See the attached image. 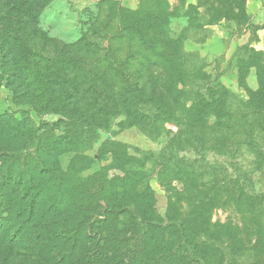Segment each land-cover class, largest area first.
I'll return each instance as SVG.
<instances>
[{
    "label": "trees",
    "instance_id": "16d2710c",
    "mask_svg": "<svg viewBox=\"0 0 264 264\" xmlns=\"http://www.w3.org/2000/svg\"><path fill=\"white\" fill-rule=\"evenodd\" d=\"M52 1L15 0V17L0 11V24L11 20L0 30V88L4 67L14 58L17 103L39 115L55 113L73 128L47 138L29 132L24 121L0 116L9 127L0 147V264H11L17 250L29 256L22 264H264V195L227 168L179 157L195 145L229 154L233 141L251 136L246 133L252 129L245 116L224 108L226 94L212 95L205 110L188 106L192 69L182 39L171 37L169 26L171 19L187 16L170 14L166 0L160 10L145 13L146 19L148 0H139L135 11L105 0L101 25L100 11L77 41L58 44L37 24ZM164 79L172 104L155 96ZM22 94L34 98L20 100ZM113 127L137 128L155 142L168 134V141L159 152L139 157L127 156L125 146L114 141L102 144L118 174L105 181L100 198L69 197L62 190L66 177L77 164H94L91 147L101 131ZM149 172L170 188L174 181L183 183L185 212L174 204L164 218L156 213L154 195L142 183ZM204 176L209 181L201 183ZM229 206L242 228L226 225L221 234L208 221L193 227L202 210Z\"/></svg>",
    "mask_w": 264,
    "mask_h": 264
},
{
    "label": "rangeland",
    "instance_id": "374dc122",
    "mask_svg": "<svg viewBox=\"0 0 264 264\" xmlns=\"http://www.w3.org/2000/svg\"><path fill=\"white\" fill-rule=\"evenodd\" d=\"M104 1L53 0L39 13L38 28L58 44L73 43L81 37L82 32L87 31L94 24L100 11L101 15L98 17L97 24L101 25L105 20L107 8ZM166 1L169 3L168 0ZM174 1L175 7L170 6V14L187 16V18L171 19L169 26L171 37L182 39L181 51L186 54L188 65L192 69L186 90L188 106H202L205 110L208 106L207 103L212 100V95L214 97L216 94H226L224 108L227 111H237L252 124V129L246 133L251 136L241 135L239 141L234 140L229 154L221 149L210 150L208 148L206 150L205 148L200 150L195 145L193 149H184L179 152V157L196 161V165L203 162L207 165H218L222 168L221 170L227 168L230 174L240 177L242 181L247 179L250 182L249 187L251 186L256 194L264 195V52L253 45V42L260 41L257 33L259 31L264 33V24L255 25L251 16L247 14L248 0ZM137 2L135 10L139 8V0ZM117 3L127 9L123 6V0H118ZM147 4L143 11L145 19L149 18L145 13L151 11L153 7L160 10L163 3L162 0H148ZM188 4L191 5V8H187ZM14 7L15 0H0L1 12L12 11ZM14 11L11 12L13 17L17 16ZM12 20L15 22V18ZM10 22L11 20H3L0 30H4L1 28L9 25ZM26 27L27 30H30L31 25ZM247 33L250 36L246 43L245 35ZM243 48H247V50H242ZM1 71L2 68H0V73ZM4 71L7 73V77L3 78L0 88V116L9 114L24 121L29 132H34L37 136L44 135L47 138L53 135L61 136L73 129L71 126L58 122L59 116L55 113L39 115L33 111L30 105L17 103L14 58L6 63ZM164 80L158 82L155 96L163 104H172L170 93L162 87L166 84V79ZM27 98L34 97L22 94L19 99ZM241 125L245 126L242 122L239 126ZM7 129H9L7 123L1 122L0 147L4 144V140L7 141L6 136L9 135ZM76 129L80 131L81 128L80 126L79 128L74 127V130ZM167 130L175 132L176 128L169 126ZM237 132L242 133L241 130H237ZM110 141L125 146L124 151L127 156L139 157V152H159L168 141V134L163 135L158 142H155L137 128L120 131L113 127L109 131H101L96 143L91 147L92 150L88 153L94 164L88 169L79 164L74 166L75 172L66 177L63 182L64 193L66 192L69 197H75L76 193L83 198L88 195L95 198L102 196L101 190L105 181L118 174L113 169V157L110 152H107L109 148L101 152L102 144ZM62 164L66 165L63 161ZM99 168H105V170L99 171ZM147 176L142 183L153 193L155 210L160 217L164 218L169 207L174 204L183 212L186 211L187 208L182 205V199L179 197L184 188L181 181H174L170 188L162 183L155 173L149 172ZM204 181H209L206 176L204 179H200L201 183ZM53 191L54 189H51V193ZM9 195L15 196V192H10ZM11 204L15 206L14 198ZM73 204L74 201L71 205ZM204 221H208L210 228H216L221 234H223L221 230L226 225L242 228L243 224L239 214L232 206L202 210L198 218L192 219V225L194 228H199ZM25 259H29L27 253L17 250L16 253H13L10 263L22 264Z\"/></svg>",
    "mask_w": 264,
    "mask_h": 264
},
{
    "label": "crops",
    "instance_id": "0c3cea01",
    "mask_svg": "<svg viewBox=\"0 0 264 264\" xmlns=\"http://www.w3.org/2000/svg\"><path fill=\"white\" fill-rule=\"evenodd\" d=\"M171 7H175V1L168 0ZM137 0H123V6L127 9L135 10L137 8ZM247 14L251 16L255 25L264 24V0H248L247 2ZM250 34L245 35L246 43L248 42ZM260 41L253 42V45L264 52V33H257Z\"/></svg>",
    "mask_w": 264,
    "mask_h": 264
}]
</instances>
